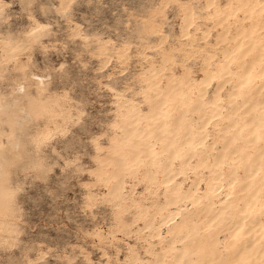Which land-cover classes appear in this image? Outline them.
<instances>
[{"label":"rangeland","instance_id":"obj_1","mask_svg":"<svg viewBox=\"0 0 264 264\" xmlns=\"http://www.w3.org/2000/svg\"><path fill=\"white\" fill-rule=\"evenodd\" d=\"M210 1L0 0V185L6 193L0 264H175L177 248L187 251L191 264H232L223 228L236 223L249 195L237 160L253 168V156L264 149V136L253 144L249 131L240 130L244 100L262 104L264 76L255 79L259 92L249 83L234 99L235 114L229 93L241 64L264 48V12L254 10L253 0H213L212 7ZM249 40L252 51L240 59ZM209 70L214 79L203 96L199 81ZM160 108L164 114L149 123ZM186 133L194 143L204 137L205 149L181 147ZM224 138L232 142L226 149ZM169 141L175 152L171 184H180L185 195L181 207H164L172 187L164 180ZM224 151L237 173L232 184L230 166L214 165ZM263 177L252 179L251 187ZM119 180L122 192L115 197L110 192ZM221 202L229 204L223 221L208 226L205 219ZM177 209L191 221L190 231L183 227L178 234L166 220ZM215 226L222 229L216 239Z\"/></svg>","mask_w":264,"mask_h":264},{"label":"bare ground","instance_id":"obj_2","mask_svg":"<svg viewBox=\"0 0 264 264\" xmlns=\"http://www.w3.org/2000/svg\"><path fill=\"white\" fill-rule=\"evenodd\" d=\"M68 1V0H66ZM213 1V0H212ZM210 1V3H208L209 5H213V2ZM228 1V0H227ZM230 2V1H229ZM228 2V3H229ZM259 0H253V5L254 6V10L258 12H264V0H262L261 2V5L259 4ZM67 3V2H66ZM227 3V4H228ZM231 3V2H230ZM65 4V3H63ZM62 4V5H63ZM232 6V5H231ZM239 6H241L239 4ZM249 6V5H248ZM63 7V6H62ZM65 7V5H64ZM209 7V6H208ZM218 7V6H217ZM227 7V6H225ZM256 7V9H255ZM219 8V7H218ZM217 8V9H218ZM221 8V7H220ZM219 10V9H218ZM216 10V12H220ZM221 10V9H220ZM235 11V10H234ZM228 13V12H227ZM237 13V12H236ZM222 14V12H221ZM233 14H235V12H233ZM231 15L232 18L233 16L235 15ZM226 15V14H225ZM190 13L187 12L186 16H185V21L184 23L186 22V26L185 27H188L187 26V23L190 24ZM227 18V17H226ZM231 18V19H232ZM239 19V18H238ZM183 20V19H182ZM218 20V19H217ZM240 20V19H239ZM241 21V20H240ZM183 23V22H182ZM259 24V23H258ZM240 26H242L241 24H238ZM256 25V23L254 24V26ZM184 26V25H183ZM219 26V25H218ZM239 26V27H240ZM35 27V26H34ZM38 27V25L36 24V27L34 29H36ZM184 27V30L183 32H185V28ZM151 28V27H150ZM220 28V27H219ZM248 28V27H247ZM34 29H31V34H33L36 30ZM183 29V28H182ZM242 29V28H241ZM188 31V30H187ZM229 31V30H228ZM182 32V33H183ZM36 33V32H35ZM192 33V32H191ZM185 34V33H184ZM35 35V34H34ZM38 35V34H37ZM249 36V35H248ZM35 37H38V36H35ZM33 36V38H35ZM221 39L224 37V33L221 34ZM37 39V38H36ZM247 39V38H246ZM249 39V38H248ZM223 40V39H222ZM262 41H264V39H262ZM10 42V41H8ZM255 42V41H254ZM253 44V43H252ZM252 44L249 40V45H246V47L243 48V50L241 51V58H243V56L249 52V51H252ZM237 46H239V42L236 43ZM261 45V43L259 44ZM264 47V44L262 45ZM239 48V47H238ZM258 48V47H257ZM254 52V51H253ZM8 54V53H7ZM225 58H229L232 59V55L230 52H226L225 53ZM264 59V48H262V50L260 51V54L254 58V61L251 62L250 64H245V63H242L241 65L242 66H245V68L243 69L242 71V74H241V77H240V80L237 81V82H234L235 84L233 85V89L232 91L229 93V98H230V101H229V104H231V108L232 110L234 111V114L239 110V105L237 103V101H235L234 99L236 97L240 98L241 95L243 94V89L244 87H246L247 84L249 83H252L254 85V88L256 89V93L259 92V90H261L262 88H259L258 89V86H256L255 84V79L256 77H262L264 76V65L262 66L261 64H259L262 60ZM248 60V59H247ZM242 61V60H241ZM206 62V61H205ZM235 62V61H234ZM244 62V61H242ZM204 63V62H203ZM212 64V63H211ZM220 64V63H219ZM213 65V64H212ZM235 65H236V62H235ZM233 66V65H232ZM203 67V65H202ZM201 67V68H202ZM206 67H208V65H206ZM217 67V66H216ZM221 68L222 70L224 71V76L227 77L226 75L229 74V71H228V64L227 62H224L221 64ZM218 69V68H217ZM206 70V69H205ZM219 70V69H218ZM231 70V69H229ZM210 71V70H209ZM217 70L215 69V72ZM188 72V71H186ZM213 72V71H212ZM212 72L210 71V73H206L199 81V84H200V91H201V94L203 93L204 91V86L206 84L205 87H209V82L212 81L214 79V74H212ZM240 72V71H239ZM217 73V72H216ZM239 74V75H240ZM218 75V74H217ZM235 79V78H234ZM197 80V79H196ZM199 80V79H198ZM197 80V81H198ZM196 81V82H197ZM226 81V80H225ZM231 81V80H230ZM223 83L225 84V82H222L217 85V88L215 90V97L217 100L220 99L221 95H220V91H221V88ZM231 83V82H230ZM229 83V84H230ZM187 84H188V81H187ZM208 84V86H207ZM224 86V85H223ZM248 86V85H247ZM264 86V84L262 85ZM261 86V87H262ZM247 89V88H246ZM245 89V90H246ZM223 90V89H222ZM167 92V91H166ZM179 92V90H178ZM222 92V91H221ZM248 92V91H247ZM250 93V92H249ZM248 93V94H249ZM161 94V93H160ZM174 94V92H173ZM260 94V93H259ZM181 95V94H180ZM203 96L205 94H202ZM256 95V94H255ZM186 96V95H185ZM206 96V95H205ZM224 96V95H223ZM254 96V95H253ZM160 97V96H159ZM226 97V96H225ZM228 97V96H227ZM237 98V99H238ZM259 98V97H258ZM257 98V99H258ZM264 98V97H263ZM195 99V98H193ZM250 96L246 97L245 98V104H246V108L244 109L243 113H244V117H243V126L241 127L240 130L242 129H247L249 131V134H250V138L248 140L249 143H253L255 144V142H257L259 140V137H263L264 136V100L262 101V104H259L257 101H254V102H250ZM159 100V99H158ZM225 99H222L221 101H223ZM227 100V99H226ZM225 100V101H226ZM239 100V99H238ZM252 100V99H251ZM192 101V100H191ZM239 102V101H238ZM181 103V102H180ZM190 103V102H189ZM198 103V102H197ZM227 103H228V100H227ZM166 103H162V105H165ZM191 104V103H190ZM228 104V105H229ZM244 104V105H245ZM182 105V103L180 104ZM201 105V104H200ZM185 106V104H184ZM202 106V105H201ZM3 106H0V108H2ZM159 107V106H158ZM154 108V107H153ZM200 108V107H198ZM196 106H195V110L196 111H199ZM218 108L221 110V105H218ZM179 109V108H178ZM177 109V110H178ZM198 109V110H197ZM217 109V110H219ZM2 110V109H1ZM224 110V109H223ZM6 111V110H5ZM190 111V110H189ZM202 111H203V108H202ZM214 111V110H213ZM177 112V111H176ZM181 112V111H179ZM205 112V111H204ZM218 112V111H217ZM240 112V111H239ZM167 113V112H166ZM178 113V112H177ZM182 113V112H181ZM137 114V113H136ZM140 114V113H139ZM152 114V112H151ZM150 114V115H151ZM155 114V115H154ZM153 115L154 116H150V117H147V121L149 120L150 122L153 121V119H156L158 116H161L164 114V111H163V108H160V110H157ZM233 115V114H232ZM149 116V115H148ZM157 116V117H156ZM184 116V115H183ZM209 116V115H208ZM218 116V115H217ZM220 116V115H219ZM134 117H136V115H134ZM140 117V116H139ZM165 117V116H164ZM204 117V116H203ZM229 117V116H228ZM133 118V117H132ZM216 118V117H214ZM227 118V117H226ZM182 117H178L177 119H175V122L178 123V122H181L182 121ZM136 120V119H135ZM148 121V122H149ZM210 121V120H207V122ZM135 121H133L134 123ZM146 122V121H145ZM149 122V123H150ZM158 122V121H157ZM156 122V123H157ZM206 122V121H205ZM204 122V123H205ZM205 123L206 126L208 123ZM149 123H145L146 125L149 124ZM174 123V124H176ZM234 123V121H233ZM238 123V122H237ZM162 124V123H161ZM166 124V123H165ZM169 124V123H168ZM233 125V124H232ZM230 125V129L233 128V126ZM236 125V124H234ZM178 126V125H177ZM202 129L204 128V124L202 125ZM205 126V127H206ZM134 127V126H133ZM161 127V126H160ZM192 127V126H191ZM129 128V127H128ZM201 129V130H202ZM145 131H147V127H145L144 129ZM160 130V128H159ZM169 130V129H168ZM188 130V129H187ZM225 130V129H224ZM227 130V129H226ZM138 131V130H137ZM176 131V130H174ZM186 131V129H185ZM204 130H202L203 132ZM226 132V131H225ZM239 132V131H238ZM182 133V132H181ZM189 133V131H188ZM246 133V132H245ZM173 134V133H171ZM187 134V133H186ZM206 134V133H205ZM204 134V136H205ZM152 136V135H151ZM180 136V135H179ZM187 138L182 142L181 144V147L183 148H190L193 152H196L198 150H201L204 148V137L202 139H199L197 140L195 143L192 142L191 140V137H190V134H187L186 135ZM207 136V135H206ZM205 136V137H206ZM175 137V136H174ZM181 137V136H180ZM198 137V136H197ZM221 137V136H220ZM222 138V137H221ZM233 138L234 139H240V132L238 134H234L233 135ZM140 139V138H139ZM180 139V138H179ZM198 139V138H197ZM223 139V138H222ZM226 139L225 140V146L223 147V149H226L230 143V140L229 138H224ZM204 140V141H203ZM152 141V140H151ZM164 140H162V143H163ZM240 141V140H239ZM139 142V141H138ZM161 142V141H160ZM230 142V143H229ZM131 143V142H130ZM150 143V142H149ZM179 144V143H178ZM237 145V144H236ZM134 146V145H133ZM160 146V145H159ZM230 146V145H229ZM228 146V147H229ZM161 147V146H160ZM172 147V141H169L167 142L164 146H163V149L164 151L167 153V156H168V161H167V164H165V172H164V180H165V183H173V178H174V174L172 172V169L170 168V164L173 160V157L175 156V152L172 151L171 149ZM226 147V148H225ZM205 149V148H204ZM217 149V148H216ZM140 150V149H139ZM177 151V150H176ZM210 151V150H209ZM226 151V150H225ZM225 151L224 152H221L215 159V162H214V165H216L217 167H223V166H230L228 167L227 169L229 170V176H230V182L231 184L233 183L234 181V177H237V173L233 171V169L231 168V163H229L228 161H226V159H224V154H225ZM200 152V151H199ZM198 152V154H199ZM202 152V151H201ZM255 152V151H254ZM147 153L148 155L146 157H149V160H152L154 158L153 154L147 150ZM189 153V152H188ZM204 153V152H203ZM206 153V152H205ZM233 153V152H232ZM234 153H237V152H234ZM157 154V153H156ZM162 154V153H161ZM186 155V154H185ZM234 155V154H233ZM238 155V154H237ZM205 156V155H203ZM215 156V155H214ZM162 157V156H161ZM164 157V156H163ZM264 157V149H262L261 151L259 152H256V154L253 156V164H254V167L253 168H250L247 164L249 162H247L246 160L247 159H242V158H239L237 160V163L238 164H241L245 171H244V185H243V188L244 190H246L247 192H249V195L247 196L246 198V201L245 203L243 204L244 206L241 208V211H240V214H239V217L236 221L235 224H231L229 223V226H225L223 229H226V231L229 230V238L224 242L223 244V249L227 252H232L234 254V256L232 258H230V260L232 261L231 263L232 264H264V193H260V191L263 189L264 190V177L263 178H259L260 181L259 183L257 184V186H255L254 188L251 187V184H250V181L256 177H258L259 175H261V173L264 174V160L263 158ZM163 159V158H162ZM189 159H192V158H189ZM200 159V158H199ZM250 159V158H248ZM210 160V159H209ZM139 161H141L139 159ZM190 161V160H189ZM188 160L186 161L187 163L189 162ZM142 162V161H141ZM210 162V161H209ZM149 163V162H147ZM173 163V162H172ZM184 164L185 165H188V164ZM150 164V163H149ZM149 164H147L149 166ZM252 164V166H253ZM120 165V164H119ZM122 166H125L124 163H122ZM151 166V165H150ZM149 166V167H150ZM186 167V166H185ZM196 167V166H195ZM124 168V167H123ZM152 168V167H150ZM187 168V167H186ZM237 168V167H236ZM124 169H121L120 171H123ZM160 170V169H159ZM209 170V169H208ZM150 170L148 169V173L147 176L149 178H152L151 175H150ZM185 171V170H184ZM262 171V172H261ZM124 173V172H123ZM102 174V173H101ZM156 174V173H155ZM211 174V173H210ZM3 174L0 173V179L2 177ZM105 175V173H104ZM212 176V174H211ZM221 176L222 174L220 173H217V176L215 177V181L218 180V181H221ZM225 176V175H224ZM109 177V176H108ZM213 177V176H212ZM226 177V176H225ZM203 178V177H202ZM214 178V177H213ZM122 179V178H120ZM124 180V179H123ZM199 180V179H198ZM203 180V179H201ZM217 181V183H218ZM112 182V181H111ZM123 181L119 180L116 182V184L113 186V188L111 189V192L110 194L114 195L115 197L119 196L121 194V189H122V186H123ZM214 182V181H213ZM235 182V181H234ZM164 183V182H163ZM226 183V182H225ZM241 183V182H240ZM230 184V183H229ZM172 185V184H171ZM196 187V186H195ZM218 187H221V186H218ZM229 187V186H227ZM226 187V188H227ZM171 188V195H170V198L168 201H166V203L164 204V207H167V206H178V207H181V203L182 201L185 199V195H183L181 193V187H180V184H175V185H172ZM192 189H196V188H192ZM213 189V187L211 186L210 190ZM220 189V188H219ZM124 190V189H123ZM168 190V189H167ZM195 191V190H194ZM217 191V190H216ZM243 191V190H242ZM202 192V191H200ZM244 192V191H243ZM189 193V191L187 192ZM222 195V194H221ZM229 195V194H227ZM261 195L260 199L258 201H256V197ZM187 196V195H186ZM200 196V195H199ZM202 196V195H201ZM204 198V197H203ZM221 198V197H220ZM226 198V197H225ZM201 199V198H200ZM210 199V198H209ZM6 193L3 191V189L1 188V185H0V209L2 207H5L6 205ZM208 200V199H207ZM221 200V199H220ZM211 201V200H210ZM203 202V201H202ZM225 202V201H224ZM199 203V202H198ZM213 203V202H212ZM222 203V202H221ZM220 203V204H221ZM204 205V204H203ZM234 205V204H233ZM229 206V204L226 202L225 204L222 203V206L220 208L219 211L216 212V214H214L212 217H207L205 219V221L207 222V225L208 226H211V223L212 222H215V223H221L223 221V214L225 212V210L227 209V207ZM214 206H212L213 208ZM235 208V207H234ZM167 209V208H166ZM179 209H177L176 211H172V213L170 214V216L168 217V219H166L168 222H170L169 224H173L174 223V228L176 229L175 231L178 233H180V231L182 230V228H187L189 229L188 231H190V229L192 228L191 225H190V220L186 217H182L180 216L179 212H178ZM201 210V208H200ZM237 209H235L236 211ZM170 211V210H169ZM145 212V211H144ZM214 213V212H213ZM236 213V212H235ZM234 215V214H233ZM165 216V215H164ZM232 216V215H231ZM141 218V217H140ZM177 219L179 220L177 222ZM227 219H230V218H227ZM232 220V219H231ZM231 222V221H230ZM168 224V223H166ZM215 230H214V237L216 239L217 235L221 232V227L220 226H215L214 227ZM178 233V234H179ZM226 233V232H225ZM228 234V233H227ZM174 235V234H173ZM173 238H176V235L173 236ZM172 238V239H173ZM221 238V237H220ZM214 240V239H213ZM172 243H174L173 241H171ZM216 242V241H214ZM171 243V244H172ZM168 248V246H167ZM211 250L213 252L216 251V249H214V246H211L210 247ZM172 249V248H170ZM152 251V250H151ZM209 253V252H208ZM216 253V252H215ZM136 254V253H135ZM154 254V253H153ZM187 254V251L183 248H177L176 249V252H175V255H174V261H175V264H191V262L188 260V259H184V255ZM216 255V254H215ZM160 256V255H158ZM135 257V256H134ZM161 258V256H160ZM137 259V258H136ZM136 259H133V260H136ZM184 259V260H182ZM154 260V259H153ZM162 260V259H160ZM158 261L159 264H161V261ZM202 260V259H201ZM140 261V260H139ZM135 263V262H134ZM153 263V262H152ZM202 264V263H201Z\"/></svg>","mask_w":264,"mask_h":264}]
</instances>
